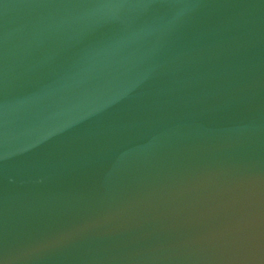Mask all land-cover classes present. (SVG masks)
<instances>
[{"label": "water", "instance_id": "water-1", "mask_svg": "<svg viewBox=\"0 0 264 264\" xmlns=\"http://www.w3.org/2000/svg\"><path fill=\"white\" fill-rule=\"evenodd\" d=\"M0 264H264V0H0Z\"/></svg>", "mask_w": 264, "mask_h": 264}]
</instances>
